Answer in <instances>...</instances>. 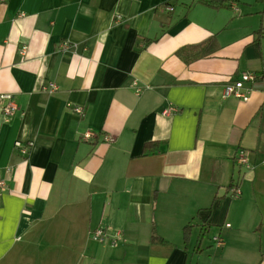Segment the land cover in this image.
Returning <instances> with one entry per match:
<instances>
[{
  "label": "crops",
  "instance_id": "1",
  "mask_svg": "<svg viewBox=\"0 0 264 264\" xmlns=\"http://www.w3.org/2000/svg\"><path fill=\"white\" fill-rule=\"evenodd\" d=\"M0 94V264H264V0H0Z\"/></svg>",
  "mask_w": 264,
  "mask_h": 264
},
{
  "label": "built area",
  "instance_id": "2",
  "mask_svg": "<svg viewBox=\"0 0 264 264\" xmlns=\"http://www.w3.org/2000/svg\"><path fill=\"white\" fill-rule=\"evenodd\" d=\"M168 10H171V8H168ZM255 79V74L253 73H244L241 76V79L237 82H235L233 85H228L225 87V93H224V99L228 98V97H235L239 100H242L244 102L248 101L249 96L252 92V88L247 87L245 88V84L246 83H250L252 81H254ZM134 85H136V83H134ZM51 90H55L56 86L54 84H52L50 86ZM137 92H139V90L137 89ZM73 112L78 115V116H82L84 111L82 108L80 107H72L71 105H69ZM0 109L3 113L4 116V120L7 122L9 121L17 112L18 108L16 105V102L14 100V96L12 94H0ZM171 112L170 109L165 110L163 113L165 115H168ZM94 137V134L92 133H85L82 136L83 140L86 141H92ZM102 140L106 143H113L114 142V138L111 136H103ZM15 146L17 148H20L21 151L26 154L27 150L26 148L23 146L22 143L20 142H16ZM238 161L242 164H245L247 167H249L248 165V158L246 156V153L244 152H240L239 156H238ZM0 189L1 191H5V185L4 182L2 180H0ZM240 196V191L238 189L233 190V192L230 195L231 199H235L238 198ZM118 236V232L115 233V236L111 237L109 233H107V230H105L104 228H97L96 230H94L93 232H91V238L97 242L106 244V245H114L116 244L117 241V237ZM213 241L215 243L216 246L218 247H223L225 245V241H223L222 239L215 237L213 238Z\"/></svg>",
  "mask_w": 264,
  "mask_h": 264
},
{
  "label": "trees",
  "instance_id": "3",
  "mask_svg": "<svg viewBox=\"0 0 264 264\" xmlns=\"http://www.w3.org/2000/svg\"><path fill=\"white\" fill-rule=\"evenodd\" d=\"M227 1H229V0H198L199 3H202L206 6L213 7V8L225 7V4ZM261 35H262L261 30L256 32L257 41L260 39ZM157 147H158V144H152L150 147L149 143H148L145 146L144 152H145V154H147L148 152H154V151H156ZM190 229H191V226H186L183 228V235H184L185 242H187L189 237H190V231H189ZM153 241L162 242V240H160L158 238H154Z\"/></svg>",
  "mask_w": 264,
  "mask_h": 264
}]
</instances>
